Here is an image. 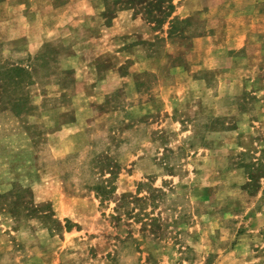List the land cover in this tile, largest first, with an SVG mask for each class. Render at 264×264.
I'll use <instances>...</instances> for the list:
<instances>
[{
    "label": "rangeland",
    "instance_id": "1",
    "mask_svg": "<svg viewBox=\"0 0 264 264\" xmlns=\"http://www.w3.org/2000/svg\"><path fill=\"white\" fill-rule=\"evenodd\" d=\"M153 1L56 0L40 48L0 42L39 55L0 110V264H264V0Z\"/></svg>",
    "mask_w": 264,
    "mask_h": 264
},
{
    "label": "crops",
    "instance_id": "2",
    "mask_svg": "<svg viewBox=\"0 0 264 264\" xmlns=\"http://www.w3.org/2000/svg\"><path fill=\"white\" fill-rule=\"evenodd\" d=\"M56 0H0V42H16L19 47L40 48L43 33L55 30L51 10Z\"/></svg>",
    "mask_w": 264,
    "mask_h": 264
},
{
    "label": "trees",
    "instance_id": "3",
    "mask_svg": "<svg viewBox=\"0 0 264 264\" xmlns=\"http://www.w3.org/2000/svg\"><path fill=\"white\" fill-rule=\"evenodd\" d=\"M166 2L167 5L165 7H161V0H154L153 3H149L153 5V9L160 11L163 15L162 21L164 17L167 18L174 9L170 0H166ZM38 56L39 55L33 58L34 63L32 67L28 65L25 66L21 63L7 64L0 62V110L18 108V114H20L21 111L25 112L32 108L27 97L26 89L29 84L35 81L34 71L37 59L39 58ZM98 189L104 191L105 187L99 186ZM96 193L101 199L102 194L99 191H96ZM105 193H108V191ZM63 228L69 230L70 225H64Z\"/></svg>",
    "mask_w": 264,
    "mask_h": 264
}]
</instances>
